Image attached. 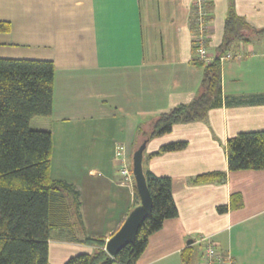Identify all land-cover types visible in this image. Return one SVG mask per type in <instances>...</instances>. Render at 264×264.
<instances>
[{"label":"crops","instance_id":"crops-1","mask_svg":"<svg viewBox=\"0 0 264 264\" xmlns=\"http://www.w3.org/2000/svg\"><path fill=\"white\" fill-rule=\"evenodd\" d=\"M192 1L0 0V22L9 26L0 33V59L54 67L52 113L29 127L52 135L50 177L79 195V216L71 212L67 228L50 232L49 264L92 254L97 246L88 239L105 246L139 205L115 149L122 146L132 163L152 123L198 94L203 68L193 62ZM207 1L213 56L230 8L264 28V0ZM236 49L241 60L220 64L221 92L245 103L209 109L203 121L173 125L146 143L142 169L170 178L177 216L148 238L136 264H201L207 241L233 264H264V170L229 171L226 148L238 134L264 131V103L247 102L264 96V39ZM179 142L184 149L159 152ZM212 173L220 180L196 183Z\"/></svg>","mask_w":264,"mask_h":264},{"label":"trees","instance_id":"trees-1","mask_svg":"<svg viewBox=\"0 0 264 264\" xmlns=\"http://www.w3.org/2000/svg\"><path fill=\"white\" fill-rule=\"evenodd\" d=\"M210 7L206 1L207 22ZM195 14L192 8V33ZM8 30V23L0 22V33ZM254 37L264 39V28L251 27L230 8L223 24L222 41L212 62L198 61L193 51V62L203 68L198 94L189 104L161 114L143 141L170 132L173 125L203 121L209 109L245 103L222 98L220 59L225 54L241 52L237 46L248 44ZM53 78L54 67L49 61L0 59V264H49L50 232L67 228L71 212L79 216V195L74 187L50 177L52 135L29 127L32 119L49 117L52 113ZM247 102L264 103V96ZM185 146V143H172L161 147L159 152L180 151ZM226 148L229 171L264 170V131L238 134L227 141ZM143 173L152 209L135 240L111 257L105 252L102 240L88 239L87 243L97 249L92 254L72 257L65 264H136L148 238L166 220L176 218L170 178L157 177L148 171ZM220 178L217 173L207 174L197 177L196 183L216 182ZM135 194L139 200L136 188ZM217 210L222 213L226 208Z\"/></svg>","mask_w":264,"mask_h":264},{"label":"built area","instance_id":"built-area-1","mask_svg":"<svg viewBox=\"0 0 264 264\" xmlns=\"http://www.w3.org/2000/svg\"><path fill=\"white\" fill-rule=\"evenodd\" d=\"M207 0H194L192 7L196 10L195 14V31L192 33V49L196 59L204 64H210L214 58L207 51V21L205 3ZM243 53L225 54L221 57L220 62L239 61L243 57ZM114 160L119 165V173L123 177L124 183L132 184L134 182L130 163L127 162L125 149L122 146H117L115 149ZM201 264H233L229 256H222L216 246L210 241H207L201 259Z\"/></svg>","mask_w":264,"mask_h":264},{"label":"water","instance_id":"water-1","mask_svg":"<svg viewBox=\"0 0 264 264\" xmlns=\"http://www.w3.org/2000/svg\"><path fill=\"white\" fill-rule=\"evenodd\" d=\"M147 141H143L132 155V175L139 196V205L127 216L118 231L105 243L104 250L111 256H116L124 247L131 244L136 237L140 225L147 219L152 209V200L148 192L142 169L143 153Z\"/></svg>","mask_w":264,"mask_h":264},{"label":"rangeland","instance_id":"rangeland-1","mask_svg":"<svg viewBox=\"0 0 264 264\" xmlns=\"http://www.w3.org/2000/svg\"><path fill=\"white\" fill-rule=\"evenodd\" d=\"M194 0L192 1V4H193ZM207 23V27H208V22ZM207 34H208V31H207ZM209 36V35H208ZM191 39H192V35H191ZM207 40H208V37H207ZM127 162L130 163V161L127 159ZM131 164V163H130Z\"/></svg>","mask_w":264,"mask_h":264}]
</instances>
